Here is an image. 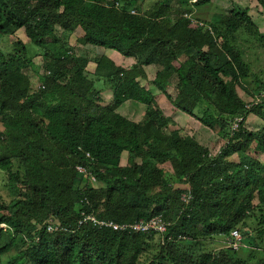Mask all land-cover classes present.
Instances as JSON below:
<instances>
[{
	"label": "trees",
	"instance_id": "16d2710c",
	"mask_svg": "<svg viewBox=\"0 0 264 264\" xmlns=\"http://www.w3.org/2000/svg\"><path fill=\"white\" fill-rule=\"evenodd\" d=\"M137 3L0 0V38L24 30L28 40L17 44L16 56L0 49V170L14 196L8 204L0 201V255L7 250L3 233L12 241L18 236L14 264H252L242 256L248 247L233 248L231 232L241 231L254 248L248 223L257 211L264 223V129L246 128L252 115L264 122V67L254 73L242 45L264 51V34L248 8H232L225 19L216 6L219 13L206 23L173 0L143 13L132 7ZM70 35L136 64L124 69L98 56L94 76L87 75L88 60L65 51ZM29 46L45 58L44 84L33 94L26 75ZM180 60L184 64L175 68ZM148 66L158 68L151 87L167 92L169 111L194 116L207 102L212 111L204 123L226 141L218 154L171 126L140 82ZM104 87L109 103L98 92ZM129 101L147 107L139 122L118 113ZM237 118L243 120L233 130ZM253 142L262 150L253 151ZM124 153L130 165L122 167ZM12 158L20 160L24 175L13 170ZM151 161L171 164L173 175ZM159 213L171 224L166 238L174 239L165 246L149 234L100 228L91 220L79 225L89 216L123 224ZM52 217L61 226L50 233ZM207 243L228 247L215 253L203 248Z\"/></svg>",
	"mask_w": 264,
	"mask_h": 264
},
{
	"label": "rangeland",
	"instance_id": "374dc122",
	"mask_svg": "<svg viewBox=\"0 0 264 264\" xmlns=\"http://www.w3.org/2000/svg\"><path fill=\"white\" fill-rule=\"evenodd\" d=\"M127 1V0H123ZM162 0H138V3L136 5L132 4L133 8L141 9L140 12H145L152 8L155 4L160 2ZM212 2L209 3H201L200 5H196L198 2L197 0H180L181 3L177 0H173V4L178 7L177 9H182L186 11L189 17L198 18L199 21H204L206 23L212 22L213 13L219 11V9L216 7H220L225 13L224 15L219 17L227 19L230 16L232 8H248V14L252 18L255 24H259L258 21H260L261 18L264 17V9L263 13L259 12V7L262 5L260 4L259 0H211ZM135 6V7H134ZM263 7V6H262ZM261 7V8H262ZM136 9V10H137ZM176 9V10H177ZM134 12V11H133ZM219 13V12H217ZM222 14V13H221ZM216 13L214 14V16ZM262 16V17H261ZM215 20V19H214ZM209 26V25H208ZM57 34L60 36L62 34V30L58 27L57 28ZM78 37L77 35H70L65 43V51H71L73 58H85L88 60V64L86 65V74L94 76L95 68H96V61L95 58L98 56H101L104 58L103 60H111L115 64L119 65L120 67L124 69H132L133 66L136 64L135 59H129L123 57L121 54L117 53L116 51L96 47V46H82L77 41ZM246 39V38H245ZM243 40V42L245 41ZM27 43V38L24 30H20L17 32V34L13 36H8L4 40L0 38V49L2 51H15V52H9V54L12 56L14 54L15 56L19 53L18 49V43ZM28 44V43H27ZM245 50V53L243 55L244 62L246 61L248 64L251 63V65H254V69L256 71H259L262 65V60L258 59V53L262 51V49L258 48H252L249 44L243 43L242 44ZM261 54V53H260ZM264 58V55H263ZM44 56L40 52L38 48H35L34 46H29V50L26 54V62L29 64L28 69L26 70V75L28 76L29 81L32 83V87L29 90V94H33L34 92L38 91L40 87L44 84L45 76H43L44 73ZM185 60H180L178 63H175L174 67L178 68L180 64H184ZM222 64V63H221ZM264 64V62H263ZM75 65V64H74ZM250 65V64H249ZM220 66V63H219ZM218 64L215 65V67H219ZM144 74L142 75L140 82L143 87L147 88L148 91H150L153 94V97L160 105L162 111L164 112L165 117H171V126L176 128H181L185 131L186 134H190L194 138H196L200 143H202L204 146L208 147L213 155H216L219 153L220 148L223 144L226 143L220 136L218 135L219 129H213L209 126H206V123H204V120L207 119L210 115L209 107L207 105L206 101H203L200 105V108L196 110V113L194 116H189L183 113H173L169 111V108H171L169 100L167 98V92L162 91L160 89L151 87L152 82L156 79V73L158 71V68L156 66H148L144 67ZM255 73V71H254ZM169 93L173 92V88L169 87L167 88ZM99 94L101 95L103 101L106 103H109L111 101V92L107 90L105 87L99 89ZM241 92V91H240ZM147 107L144 104H140L136 101H129L126 102L121 108L118 109V113L123 116L124 118L128 119L131 122H139L143 119L144 115L146 114ZM207 111V112H206ZM246 128L249 129V131H258L261 129H264V123L261 120V118H257L256 116H251L248 118V121L246 123ZM5 126L1 122L0 123V131H4ZM252 150H262V144L253 142L251 144ZM255 148V149H253ZM12 168L14 171H18L21 173V175H24V169L21 166L20 160H17L15 158H12ZM136 162L138 165L142 163L141 159H137ZM156 166L159 165L160 168H163L165 170V175L172 176L174 173V169L171 166V164L167 163H153ZM120 165L122 167L130 165L129 162V154L124 153L121 156V162ZM12 170V171H13ZM98 185L99 189L102 187L101 185L103 183H94V185ZM13 195L10 193V188L8 187V177L7 174L0 170V201L8 204L12 199ZM255 205H260L259 201L255 203ZM260 211H257V213L253 216V218L249 221V227L250 231L253 233L252 237L255 239L254 243L256 246L254 248H249V253L242 255L244 258L249 260L252 264H257V262L261 259L264 260V223H261V214H259ZM264 216V211H263ZM257 215V216H256ZM6 229L4 228V231ZM261 232L262 235L258 237V232ZM4 235V244L7 245V250L3 252V254L0 255V264H14L13 260L18 255L19 249L21 247L20 238L18 236L15 237V241H12L11 236L7 235V233H3ZM226 240V239H224ZM217 243L222 240H216ZM252 241V240H251ZM1 242V241H0ZM249 247H252L249 242H247ZM206 251H213L217 253L218 251H222L223 249L227 248V245H218L217 247L207 243L203 246ZM242 251H246L243 249ZM146 260V259H145Z\"/></svg>",
	"mask_w": 264,
	"mask_h": 264
},
{
	"label": "clouds",
	"instance_id": "9594fccd",
	"mask_svg": "<svg viewBox=\"0 0 264 264\" xmlns=\"http://www.w3.org/2000/svg\"><path fill=\"white\" fill-rule=\"evenodd\" d=\"M237 120L240 123L243 119L242 118L241 119L237 118L235 120V122H237ZM239 123H238V125H239ZM77 168H78L79 171L85 172L83 168H81V167H77ZM184 196H188V194H184L182 196V198ZM165 218H166V216L163 213H159V214H157V215H155L152 218L147 219V220L146 219H140V220H137V221L132 222V223H123V224H120V223H116V222H113V221L96 220L95 217L89 216V217H86L83 221H80L79 222V225H83V223L88 222V220H91L94 225H96V226H98L100 228L113 229L114 231H124V232L129 231V232H133V233H141V234H146V235L149 234L150 235V239L151 238H156V241L157 242H159L161 245L165 246V245H167V243H169L171 241H174V239H172V237L166 238L167 233L169 231L168 226H170L171 224L168 223ZM151 220H158V221L161 220L160 223H164L166 225V231L165 232H161L159 230L153 229V230H150L148 232H141V231H138L137 232V231L132 230V228H131V225H134L135 223H138L140 221L150 222ZM101 222L105 223L106 225H101L100 224ZM113 225L126 226L127 228L115 230L113 228ZM60 226H61V224H60L59 220L57 218H55V217H52V218H50L47 221V229H48V232H50V233H52L54 231H57ZM3 227L6 229L5 225H3ZM234 231H236V230H234ZM238 232H239V234L241 236V240L240 241L236 239L235 235H233V231L231 232V236L234 239H236V244H233L234 245L233 248L240 250V249H245V248L248 247V249H249V246H247L248 244H246L244 242L243 234L241 233V231H238ZM180 239H185V237L179 236L178 237V240H180Z\"/></svg>",
	"mask_w": 264,
	"mask_h": 264
},
{
	"label": "built area",
	"instance_id": "2783aa9c",
	"mask_svg": "<svg viewBox=\"0 0 264 264\" xmlns=\"http://www.w3.org/2000/svg\"><path fill=\"white\" fill-rule=\"evenodd\" d=\"M262 96H264V91L262 93ZM256 103H258V102H256ZM238 123L239 122L237 120V122H235L233 124V128H232L233 130H236L238 128ZM188 199H189V196H184L183 197V200H185V201H187ZM160 222H161V220L160 221H158V220H151L150 222L140 221L138 223H135L134 225H131V228H132V230L137 231V232L138 231L148 232V231L153 230V229L159 230L161 232H165L166 231V225L164 223H160ZM100 224L101 225H106L103 222H101ZM113 228L115 230H117V229H123V228H127V227L126 226L113 225ZM233 235H235V237H236L237 240H239V241L241 240V236H240V234H239L238 231H233Z\"/></svg>",
	"mask_w": 264,
	"mask_h": 264
},
{
	"label": "crops",
	"instance_id": "0c3cea01",
	"mask_svg": "<svg viewBox=\"0 0 264 264\" xmlns=\"http://www.w3.org/2000/svg\"><path fill=\"white\" fill-rule=\"evenodd\" d=\"M263 9L264 8H261V7H259V12L260 13H263ZM262 17V16H261ZM254 22V21H253ZM259 22V24H256L257 26H258V28H259V30H260V32L262 33V34H264V17L263 18H261L260 19V21H258ZM256 23V22H255ZM261 53V54H260ZM260 53H258V59H261L262 60V65H261V67H264V64H263V62H264V58H263V55H264V51H260ZM246 54V53H245ZM245 63H247L246 61H245ZM248 64V63H247ZM250 65H251V63H249ZM252 66H253V68H254V65L252 64ZM253 71H255L256 72V70L254 69ZM250 80V79H249ZM264 123V122H263Z\"/></svg>",
	"mask_w": 264,
	"mask_h": 264
}]
</instances>
